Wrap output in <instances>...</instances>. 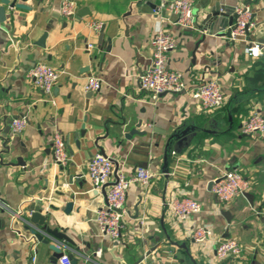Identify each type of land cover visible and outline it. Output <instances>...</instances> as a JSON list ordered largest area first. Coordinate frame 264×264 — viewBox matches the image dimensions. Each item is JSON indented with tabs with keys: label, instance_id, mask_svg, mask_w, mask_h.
<instances>
[{
	"label": "crops",
	"instance_id": "0c3cea01",
	"mask_svg": "<svg viewBox=\"0 0 264 264\" xmlns=\"http://www.w3.org/2000/svg\"><path fill=\"white\" fill-rule=\"evenodd\" d=\"M60 1L16 0L29 8L4 5L0 22V264H49L51 250L32 241L19 216L36 201L50 226L71 239L60 248L75 264H264V136L240 130L252 112L264 115V53L243 52L250 41L264 43V0H193L187 29L161 7L171 0H159L155 10L146 0H75L72 17L59 13ZM245 4L255 25L244 40L231 42L225 30ZM94 22L101 23L99 30ZM159 28L177 41L168 65L183 73L186 90L151 103L137 75L150 63V39ZM37 62L58 73L50 94L27 76ZM91 74L100 87L88 97L83 85ZM207 80L217 81L223 93V103L212 110L189 94ZM19 116L24 127L10 129L4 139L1 130ZM138 121L137 129L150 133L125 139ZM54 133L64 139V165L52 159ZM99 148L118 172L131 175L144 166L153 173L148 186L128 187L116 239L97 226L105 194L92 189L86 175ZM233 169L249 181V195L221 203L208 183ZM179 194L199 201L201 211L174 219L165 203ZM204 225L218 239H235L240 255L217 260L213 241L197 246L190 231Z\"/></svg>",
	"mask_w": 264,
	"mask_h": 264
},
{
	"label": "built area",
	"instance_id": "2783aa9c",
	"mask_svg": "<svg viewBox=\"0 0 264 264\" xmlns=\"http://www.w3.org/2000/svg\"><path fill=\"white\" fill-rule=\"evenodd\" d=\"M193 0H171L162 2L161 7L177 17L176 23L182 28L193 26L192 15ZM75 0H61L59 13L64 17H72L76 12ZM255 21L249 5L236 7L233 21L225 30V37L231 42L244 40L250 29H253ZM92 28L99 30L100 22L92 23ZM175 37L165 28L157 29L151 36V57L149 65L137 75L138 85L145 91L151 103H155L161 94L178 93L186 90V82L181 71L172 69L168 65L169 53L176 46ZM88 45L87 47H90ZM243 52L251 57H258L264 53V43L250 41L243 47ZM27 76L43 89L47 94L51 93L58 73L50 65L44 62L35 63L27 72ZM100 87V79L96 75H89L83 85L84 91H96ZM204 110H212L223 103V93L219 83L215 80H207L194 86L189 91ZM25 125V118L19 116L11 120V129L19 132ZM240 130L243 134L256 137L264 136V115L260 112H252L241 121ZM52 159L55 164L64 165L67 161V152L63 137L54 133L52 138ZM113 160L102 154L94 155L86 165V175L92 189H99L105 183L112 184L105 189V203L96 210V223L102 234L111 239L120 236L125 215L124 201L128 187L132 183L148 186L151 183L153 173L144 166L135 168L131 175L116 173L113 178ZM212 185L213 195L221 203L230 202L236 195L242 194L249 188V181L236 170H226L214 179ZM166 207L171 216L179 221H184L190 215L201 211V203L185 194L173 195L166 201ZM264 232V223L262 226ZM197 246H202L213 241L214 256L217 260L228 257H238L241 253L240 244L233 238L218 239L210 226H196L190 231ZM60 264H70L67 254L59 258Z\"/></svg>",
	"mask_w": 264,
	"mask_h": 264
},
{
	"label": "water",
	"instance_id": "95a60500",
	"mask_svg": "<svg viewBox=\"0 0 264 264\" xmlns=\"http://www.w3.org/2000/svg\"><path fill=\"white\" fill-rule=\"evenodd\" d=\"M159 0H146V4L149 6L151 10H155L157 8ZM4 5H7L9 8H23V9H28L29 7L23 3H18L16 0H1L0 4V22L4 21L5 19V8ZM80 15V13H77ZM45 34L42 35L38 43L40 45H43V38ZM110 46H106V50H109ZM91 95V91H88V97ZM117 125V124H115ZM141 125V121H138L135 127L129 129L128 131L123 133V137L125 139H130L132 135H138L140 137H143L147 134L150 133V129L144 128L141 130H138L137 128ZM121 126V125H118ZM11 127L7 125L4 127L1 131V136L4 137L5 139V134H7L10 131ZM151 131L157 132L158 130L156 128H152ZM84 128L80 130V133L83 135L84 134ZM99 140L98 138L95 139V144ZM99 153L102 155H105V152L99 148ZM16 161L18 162L19 165L23 166L24 163L23 161L17 157ZM115 167L113 170V178L116 179V173H117V167ZM73 176V175H70ZM69 176V178H70ZM214 183V180L209 181L208 183V188H210ZM112 184L111 181L105 183L101 189L103 190L105 194V188ZM245 197H248V193L244 192L243 193ZM38 204H40V201L33 202V204H29L23 211L20 213V220L23 222V229L27 230L28 233L31 235L32 241H36L39 243H42L44 245H47L49 250H51V254L49 256V264H53L55 260L61 257L63 254L60 244L62 241H67L69 243H72L71 239L65 235V233L59 229L58 227H51L50 226V220L48 218V214L44 213L41 214V209L38 207ZM70 209V204L66 206L65 210ZM26 211H29V214L26 215ZM221 213L227 218V213L228 211L222 210ZM138 214L136 213L134 217H137ZM229 220V219H228ZM70 264H75V261H70Z\"/></svg>",
	"mask_w": 264,
	"mask_h": 264
}]
</instances>
